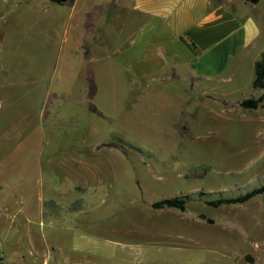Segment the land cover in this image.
Wrapping results in <instances>:
<instances>
[{"label":"rangeland","instance_id":"374dc122","mask_svg":"<svg viewBox=\"0 0 264 264\" xmlns=\"http://www.w3.org/2000/svg\"><path fill=\"white\" fill-rule=\"evenodd\" d=\"M87 10L0 0V264H264V191L208 202L264 183V99L257 109L197 96L180 117L126 131L124 79L95 59L114 27ZM255 68L232 82L244 96L262 91ZM67 153L102 182L61 195L56 181L76 174ZM173 196L186 208L150 204Z\"/></svg>","mask_w":264,"mask_h":264},{"label":"crops","instance_id":"0c3cea01","mask_svg":"<svg viewBox=\"0 0 264 264\" xmlns=\"http://www.w3.org/2000/svg\"><path fill=\"white\" fill-rule=\"evenodd\" d=\"M69 1L94 9L84 12L91 23L114 27L111 47L108 51L99 48L95 59L100 61L99 74L111 72L124 79L129 100L125 109H118V117L124 118L126 131L145 134L154 121L180 117L197 96L233 104L263 92L244 96L239 83H232L246 63L255 65L264 52L261 0ZM94 42L100 45L104 41L97 38ZM261 117L264 122V115ZM138 120L150 124L138 126ZM68 153L61 165L76 174L56 181L61 195L66 189L60 186L82 188L102 182L90 160L77 155L69 158ZM52 183L49 187L55 190ZM48 198L59 204L52 194Z\"/></svg>","mask_w":264,"mask_h":264},{"label":"trees","instance_id":"16d2710c","mask_svg":"<svg viewBox=\"0 0 264 264\" xmlns=\"http://www.w3.org/2000/svg\"><path fill=\"white\" fill-rule=\"evenodd\" d=\"M56 1L64 2V1H68V0H56ZM252 1H257V0H252ZM255 67H256L255 68L256 74H255V78L253 81V85L255 87L262 88L263 92L258 97H248V98L243 99L241 101V104L244 107H249V108L258 107L260 102L264 99V52L262 54V57L260 59L256 60ZM90 93H91V95L94 93L93 85H91ZM93 108L96 109V107H93ZM263 191H264V183L262 185H260L259 187H256L252 190L247 191L244 194H240V195L233 196V197H227V198L211 199L208 202L211 204H214V205H218V204H221L223 202H243V201H246V200L252 198L253 196H255L256 194L261 193ZM186 204H187V200L185 198L179 197V196L166 197V198H162V199L155 200L152 202V206L155 208H161V207L169 206V207H178L181 209H185Z\"/></svg>","mask_w":264,"mask_h":264}]
</instances>
